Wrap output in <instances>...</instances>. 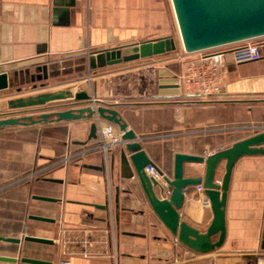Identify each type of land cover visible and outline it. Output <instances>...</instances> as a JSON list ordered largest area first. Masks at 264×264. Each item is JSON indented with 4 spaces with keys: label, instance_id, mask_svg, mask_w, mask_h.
<instances>
[{
    "label": "crops",
    "instance_id": "0c3cea01",
    "mask_svg": "<svg viewBox=\"0 0 264 264\" xmlns=\"http://www.w3.org/2000/svg\"><path fill=\"white\" fill-rule=\"evenodd\" d=\"M169 37H179L171 0H0V73L57 62L67 66L66 74L48 84L70 77L81 80L18 96L9 94L12 89L0 91V119L36 117L56 107L64 111L75 94L86 91L99 105L119 112L147 157L168 178L176 153L208 156L252 135L240 127L264 124V50L254 62L237 64L226 57L222 92L208 98L185 96L175 85L183 53L87 68L92 54ZM74 59L81 64L75 65ZM67 91L73 95L38 108L8 107L14 99ZM90 124L48 122L0 130V237L21 241L0 242V256L16 260L0 264H31L22 259L50 264H220L223 254L232 257L230 264H255L264 256V157L244 158L233 171L226 222L227 241L234 247L196 254L177 243L148 209L131 165L121 163L124 147L110 152L106 171L82 168L102 165L100 153L80 156L95 144L87 140ZM203 173L204 165H184L185 177ZM223 174L222 163L215 180ZM202 194L189 188L179 214L181 221L205 232L213 216L202 206ZM108 195L112 231L109 211L101 209ZM27 237L53 243L37 244ZM83 253L94 257L83 258Z\"/></svg>",
    "mask_w": 264,
    "mask_h": 264
},
{
    "label": "water",
    "instance_id": "95a60500",
    "mask_svg": "<svg viewBox=\"0 0 264 264\" xmlns=\"http://www.w3.org/2000/svg\"><path fill=\"white\" fill-rule=\"evenodd\" d=\"M177 30L178 41L183 52L196 54L216 48L235 45L238 43L264 38V0H171ZM178 42L174 38H164L155 42L127 45L92 54L86 64L88 70L112 66L139 59L175 52ZM66 65L57 62L37 64L32 69L27 67L21 71H8L0 73V91L16 89L21 92L24 86L31 85V89H43L48 81L66 74ZM57 93H43L34 96L14 99L8 102L12 110H28L38 108L46 104L60 101ZM91 96L82 91L74 95L68 104V109L60 111L56 107L54 111L43 113L36 117L31 115L0 119V130L14 126H33L48 122L61 123L71 121H89L90 129L88 141L97 138V120H102L114 125L120 133L122 140L126 142L122 151L121 163L123 166L131 165L141 191L145 197L148 209L157 217L163 227L174 237L181 246L196 254H210L218 249H230L227 241L226 210L228 193L231 186L234 169H239L241 160L248 157H264V132L253 134L243 140L233 143L229 148L217 151L208 156H195L176 153L173 159V174L171 178L164 180L170 187L171 193L167 199L162 198L163 186L153 179H149L144 169L153 166L157 168L142 150L140 140L127 128L119 112L103 107ZM95 118V119H94ZM95 120V121H93ZM86 143H80L84 145ZM224 164V174L220 181L215 180L218 167ZM185 164L204 165V173L198 177H185ZM238 164V166H237ZM83 169L103 172V165H82ZM236 180V176H233ZM45 182L57 183L53 179H43ZM201 186L203 195L208 199L212 212V221L205 232L189 226L181 221L179 211L183 207L185 194L192 187ZM235 187L232 185V189ZM44 202H56L55 199L46 197H34ZM118 203V197L115 198ZM102 210L106 207L102 206ZM41 222H53V220L30 217ZM217 236L213 242L212 238ZM26 241L51 245L53 242L46 239L27 237ZM0 242L20 244L19 239L0 237ZM261 248L264 249V233L261 237ZM15 259L1 257L0 262H15ZM31 264H50L35 260L22 259Z\"/></svg>",
    "mask_w": 264,
    "mask_h": 264
},
{
    "label": "built area",
    "instance_id": "2783aa9c",
    "mask_svg": "<svg viewBox=\"0 0 264 264\" xmlns=\"http://www.w3.org/2000/svg\"><path fill=\"white\" fill-rule=\"evenodd\" d=\"M264 38H259L251 41L238 43L231 46L216 48L196 54L183 53L179 57L184 62L181 73L175 76V85L179 87L185 96H196L200 98H208L217 96L222 92L225 66L223 64L226 57H231L234 63L254 62L262 58V51L264 50ZM89 81V78H87ZM240 130H245L253 134L263 133L264 124H251L244 127H240ZM122 133L112 124L97 120V138L95 144L88 148L86 152L80 154L84 156L87 153H100L102 157V165L104 170L108 168V156L110 152L116 147H124L126 142L122 140ZM146 176L149 179H153L161 184L164 188L162 194L163 199H167L170 196L171 190L168 184L165 182L164 174H159L153 166H147L144 169ZM32 174L30 176H36ZM196 193L202 194L203 189L201 186H197ZM203 196V194H202ZM111 197L108 195L106 208L109 211L108 216V228L113 230V219L111 216ZM202 206L210 208L208 199L204 196ZM177 242V241H176ZM83 258H92L93 254L83 253ZM103 256H108L104 253ZM223 256V255H222ZM221 256V257H222ZM222 259L220 264H230L229 260ZM112 258L115 261V256L112 254ZM58 264H70L68 260H61ZM169 264H181L177 261H173ZM255 264H264V256L259 257Z\"/></svg>",
    "mask_w": 264,
    "mask_h": 264
},
{
    "label": "rangeland",
    "instance_id": "374dc122",
    "mask_svg": "<svg viewBox=\"0 0 264 264\" xmlns=\"http://www.w3.org/2000/svg\"><path fill=\"white\" fill-rule=\"evenodd\" d=\"M264 41V40H263ZM176 42H178V49L175 51V52H173L174 54L176 53V54H180V53H184L183 52V50H182V48L180 47V43H179V41H177L176 40ZM173 55V54H172ZM80 59H74V63H75V65H79V64H81L80 63ZM89 76V78H92V74L91 75H88ZM88 76H86L85 75V77H88ZM74 80V81H73ZM66 81H68L69 83H67V84H70V83H79L81 80L79 79V80H77L76 78H74V77H70V78H66L65 80L64 79H61V80H53V81H51V82H49V84H47V88H43V89H36L35 91H33L32 89H31V85H28V86H24L23 88H22V90H21V92H17L16 91V89H12L11 91H9V94L11 95V96H18V95H25V94H28V93H34V92H36V91H45V90H50V89H53V88H55V87H58V86H61L62 84H64L63 82H66ZM66 84V83H65ZM52 86V87H51ZM221 258H223V259H228L229 261H230V259H232V257L229 255V254H223V256L221 257ZM185 264H201V263H195V262H192V263H185ZM202 264H212V263H210V262H204V263H202Z\"/></svg>",
    "mask_w": 264,
    "mask_h": 264
},
{
    "label": "bare ground",
    "instance_id": "6f19581e",
    "mask_svg": "<svg viewBox=\"0 0 264 264\" xmlns=\"http://www.w3.org/2000/svg\"><path fill=\"white\" fill-rule=\"evenodd\" d=\"M72 95H73V93L70 92V91L61 92V93H57L56 98H58L59 100H61V99L65 98V97H67V96H72Z\"/></svg>",
    "mask_w": 264,
    "mask_h": 264
}]
</instances>
